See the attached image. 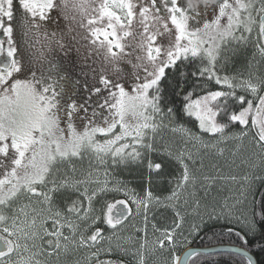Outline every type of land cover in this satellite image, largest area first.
<instances>
[{"label":"snow or ice","instance_id":"1","mask_svg":"<svg viewBox=\"0 0 264 264\" xmlns=\"http://www.w3.org/2000/svg\"><path fill=\"white\" fill-rule=\"evenodd\" d=\"M17 30L29 47L42 40L85 61L103 50L115 78L93 69L100 86L85 81L80 102L81 82L66 91L58 66L45 74L24 58ZM0 37V264H257L264 0H0ZM228 158L247 171L224 176ZM132 165L145 183L122 178ZM218 180L237 187L210 202ZM155 209L171 211L166 224ZM202 234L236 247L175 255Z\"/></svg>","mask_w":264,"mask_h":264},{"label":"rangeland","instance_id":"2","mask_svg":"<svg viewBox=\"0 0 264 264\" xmlns=\"http://www.w3.org/2000/svg\"><path fill=\"white\" fill-rule=\"evenodd\" d=\"M91 14L94 15V13ZM48 29L49 31L59 30L56 24H49ZM78 31L84 33L85 30L79 29ZM16 40L19 42L20 52L22 53L23 57L26 59H31V61L37 67H40L45 71V74H47L48 69L54 65V66H58V68L52 67V75L54 77L56 76L57 73L64 72L65 74L70 75V77L71 75H78L77 78L80 80L82 85L84 84L85 81H87L89 87H92L94 85L100 86L93 79L92 73H93V69L99 70L103 66L105 68L104 74L115 78V75L111 70V66L103 64V56H102L103 50H101V55L99 57H96V62H93L92 59H88L87 61L83 60L81 57H79L76 54L75 51H72L68 55H65L64 52L60 51L59 49H56L54 46H53V50L49 51L46 47H43L42 40L40 43L33 42V46L29 47L27 44H25V38L23 37V35L20 33L19 30H17L16 32ZM81 43H88V42L81 41ZM81 51H84V49H81ZM49 62H51V64ZM122 67L125 69V73H126L129 66L122 65ZM237 163H239V161H237ZM218 164H219V170L221 171L222 174L223 172L229 173L227 171L230 170H232V173L234 172L236 173V171L239 168H243L244 170L246 169L245 167L237 168L235 165H231V158H228L227 160H220L218 161ZM220 167L222 168L220 169ZM207 170L210 172L216 171V169H212V168H209ZM223 175L227 176L225 174ZM236 187L237 185L232 183L231 181L218 180L216 184L211 187L207 199L210 202L223 201V199L229 197L235 191ZM200 195L201 196L204 195L203 190H201ZM155 210H162V209H155ZM189 218L191 219V217ZM134 223L139 224V219L134 221ZM130 230L131 229H129V231ZM188 244L190 245V243ZM187 246L178 247L175 252V255L181 256V254H179L178 251L185 249ZM148 259H149V264H151L152 257L149 256Z\"/></svg>","mask_w":264,"mask_h":264},{"label":"trees","instance_id":"3","mask_svg":"<svg viewBox=\"0 0 264 264\" xmlns=\"http://www.w3.org/2000/svg\"><path fill=\"white\" fill-rule=\"evenodd\" d=\"M253 49L251 46H249L246 50L241 51L237 56L233 58V67L240 68L245 62L247 58H250L252 55ZM64 72H61L60 75H64ZM65 76L68 78L66 82H64V87L66 91L72 90V82L79 80L77 77L78 75H67ZM73 76V77H72ZM56 79H59L58 76H55ZM77 78V79H76ZM76 79V80H75ZM80 81V80H79ZM76 94L74 96V99L84 102L86 101L89 93L87 89H84L82 87V84L77 86V89L75 90ZM95 99V97H93ZM222 167H220L221 169ZM223 171V170H222ZM247 170L243 168H239L236 173H232V170L227 171L229 173L223 172L225 175L233 174V175H243ZM146 169H138L135 165L130 166L128 169L124 170L121 174L123 179H126L128 182H130L131 185H140L145 183V177H146ZM255 192L257 193V196L259 193L264 192V185L261 184V182L257 181L255 185ZM171 216L170 210H155V219L159 224H166L167 223V217ZM216 231H219V228L216 229ZM211 236V233H209V237ZM205 237L203 234L199 238L192 239L190 245L183 249L178 251L179 254H182L186 249L193 247V248H209V247H215V246H235L231 243V241L225 236L223 238L220 237H213L209 238ZM251 254L254 256L255 260L257 261V264H264V252L259 251V249L253 247ZM214 259V257H193L189 264H209L210 260ZM236 264H246V260H244L242 257L237 256L236 258ZM122 260L124 264H134L133 258L131 255L122 257Z\"/></svg>","mask_w":264,"mask_h":264},{"label":"water","instance_id":"4","mask_svg":"<svg viewBox=\"0 0 264 264\" xmlns=\"http://www.w3.org/2000/svg\"><path fill=\"white\" fill-rule=\"evenodd\" d=\"M235 246H216V247H210V248H204V249H198V248H191L189 250H187L186 252L183 253L182 257L183 258L185 256L186 253H188L190 250H193V249H196V250H212L214 252H219L223 249H226V248H233ZM251 254V253H250ZM252 255V254H251ZM253 256V255H252ZM253 259L255 260L254 256H253ZM256 261V260H255ZM190 263V262H189Z\"/></svg>","mask_w":264,"mask_h":264},{"label":"flooded vegetation","instance_id":"5","mask_svg":"<svg viewBox=\"0 0 264 264\" xmlns=\"http://www.w3.org/2000/svg\"><path fill=\"white\" fill-rule=\"evenodd\" d=\"M59 73H61V72H59ZM59 73H57V74H56V76H58V77H59V76H60V74H59Z\"/></svg>","mask_w":264,"mask_h":264}]
</instances>
